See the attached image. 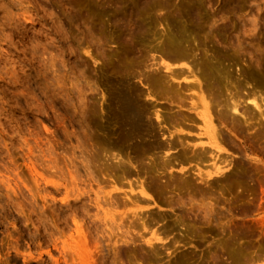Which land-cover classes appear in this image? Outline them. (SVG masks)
<instances>
[{"label": "rangeland", "instance_id": "1", "mask_svg": "<svg viewBox=\"0 0 264 264\" xmlns=\"http://www.w3.org/2000/svg\"><path fill=\"white\" fill-rule=\"evenodd\" d=\"M263 90L264 0H0V264H264Z\"/></svg>", "mask_w": 264, "mask_h": 264}, {"label": "bare ground", "instance_id": "2", "mask_svg": "<svg viewBox=\"0 0 264 264\" xmlns=\"http://www.w3.org/2000/svg\"><path fill=\"white\" fill-rule=\"evenodd\" d=\"M174 40V39H173ZM180 42V40L179 41H172V42H170L169 44H168V46L166 47V53H165V55H166V57L169 59V60H171V61H174V62H184V61H186L187 60V56H186V54H184V53H178V52H176L175 51V49H174V46H176L177 45V43H179ZM180 44V43H179ZM215 67V66H214ZM212 68L211 70L212 71H214V69L215 68ZM182 71V70H181ZM180 71V72H181ZM183 72V71H182ZM193 72H198V70H196V71H194L193 70ZM175 73H177V72H175ZM177 74H179V71H178V73ZM177 74L175 75V76H177ZM180 74H182V73H180ZM189 74H190V72H189ZM191 75V74H190ZM189 83V82H188ZM187 83V84H188ZM190 85V84H189ZM188 85V86H189ZM124 87V86H123ZM122 86H121V88H119V103H120V105H118L119 106V109H120V115H122L121 116V123H124L123 125H124V127H125V129L127 130V132H129V134L130 135H132V136H134V137H136V139L138 138V142H139V139H140V141L143 139L142 138V131H144V132H146L147 130H148V127H147V124L145 123V122H147V121H145L144 122V120H146V119H144L143 118V114L144 113H142V112H140L138 109H140L139 107H137V99H136V97L135 96H133L132 94H131V92H132V90H128L129 88H128V86H127V89H125V87L123 88ZM131 89V88H130ZM131 91V92H130ZM135 91V90H134ZM132 92V93H135V92ZM264 91V90H263ZM251 93H253V92H251ZM254 94H255V92H254ZM136 95V94H135ZM250 95V94H249ZM137 96V95H136ZM251 96V95H250ZM253 97H256V96H254L253 95ZM249 98V97H248ZM248 100V99H247ZM249 102H251L250 104H252V106H254V108H257L258 110H259V115L260 116H262V117H264V109H262V106L261 105H259L258 104V102H257V100H256V98H250L249 99ZM263 102H264V100H263ZM139 104V103H138ZM197 105V104H196ZM195 105V106H196ZM231 106H230V109L232 110V111H234V112H239V107H240V102L238 103L237 101H232V104H230ZM263 106H264V103H263ZM193 107V106H192ZM198 107V106H197ZM201 107H202V109H201V111L200 112H198V115L200 116V118L202 119V121H203V126H204V130H205V132H206V134H207V136H208V139L210 140V142L211 143H214V144H216L217 143V139H216V129H215V125H214V123H213V119H212V115H211V107H209L208 106V104H207V102H205L204 101V99H203V102H202V104H201ZM138 108V109H137ZM194 108V107H193ZM196 108V107H195ZM194 108V109H195ZM264 108V107H263ZM120 117V116H119ZM144 117H145V115H144ZM148 126H150L149 124H148ZM152 126V125H151ZM146 127H147V129H146ZM152 128V127H151ZM150 129V128H149ZM153 129V128H152ZM146 130V131H145ZM149 131V130H148ZM147 131V132H148ZM150 131H151V129H150ZM153 131V130H152ZM146 132V133H147ZM149 133V132H148ZM151 134V133H150ZM144 135V134H143ZM147 135V134H146ZM149 135V134H148ZM147 135V136H148ZM151 136V135H150ZM151 137H153V135L151 136ZM144 138H145V136H144ZM154 138V137H153ZM145 139H147V138H145ZM144 139V140H145ZM152 139V138H151ZM153 141V140H152ZM173 141V140H172ZM171 141V142H172ZM170 142V143H171ZM159 143V142H158ZM170 143H168V144H166V145H169ZM173 143H174V141H173ZM173 143H171V144H173ZM213 144V145H214ZM160 145H161V147L162 146H164V145H162V143L160 142ZM172 146V145H171ZM216 146V145H215ZM160 147V146H159ZM166 147H168V146H166ZM165 147V148H166ZM169 148V147H168ZM218 150V149H217ZM213 166H215V163L213 164ZM141 191H142V193H145L144 192V190H143V188H141Z\"/></svg>", "mask_w": 264, "mask_h": 264}]
</instances>
